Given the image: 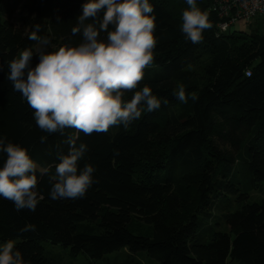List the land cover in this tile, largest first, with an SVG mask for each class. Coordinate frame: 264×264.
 I'll list each match as a JSON object with an SVG mask.
<instances>
[{"label": "trees", "instance_id": "1", "mask_svg": "<svg viewBox=\"0 0 264 264\" xmlns=\"http://www.w3.org/2000/svg\"><path fill=\"white\" fill-rule=\"evenodd\" d=\"M85 2L0 0V136L27 148L38 165H51L53 175L75 129L42 132L7 79L8 62L30 48L34 67L38 50L78 44L82 34L71 29ZM149 3L157 45L137 90L147 85L168 104L151 112L142 106L127 128L79 133L76 144L86 143L88 151L78 171L86 163L96 168L85 197L52 200L48 175L38 181L44 198L35 211H17L0 197V242L17 240L27 264H60L45 242L68 248L71 256L83 253L92 263L141 264L135 255L144 252L154 264H264V198L248 195L264 191V31H231L240 21L264 26V16L239 17L224 0H196L213 26L193 44L181 31L186 0ZM37 24L47 45L28 39ZM180 86L187 103L173 95ZM237 130L243 131L240 141ZM231 141L239 142L235 156L222 147ZM5 159L0 152V167ZM28 223L36 231L21 233ZM134 225L149 231L133 233Z\"/></svg>", "mask_w": 264, "mask_h": 264}, {"label": "clouds", "instance_id": "2", "mask_svg": "<svg viewBox=\"0 0 264 264\" xmlns=\"http://www.w3.org/2000/svg\"><path fill=\"white\" fill-rule=\"evenodd\" d=\"M186 3L189 8L182 13L181 31L193 44H200L204 31L213 25L196 0ZM153 13L149 0H86L71 29L74 36L82 34L78 44L38 50L39 62L34 67L30 48L8 62L7 79L33 110L37 127L48 134L62 135L66 129H75L65 141L69 151L59 155L54 175L51 165H38L27 148L0 136V152L6 153L0 167V197L11 201L17 211H35L44 198L37 185L45 175L49 176L52 200L85 197L96 182V168L86 163L78 171L88 151L86 143L77 146L79 133H107L120 125L127 128L141 117L145 110L142 106L151 112L161 103L168 104L167 98L157 97L147 85L137 90L145 69L154 61L157 38ZM89 19L92 22H86ZM39 30L40 25H35L28 39L47 45L49 41L38 35ZM129 92L134 95L127 100L125 94ZM173 95L182 103L189 98L183 86ZM191 99H197L195 93ZM45 140V136L40 137L41 143ZM20 231L34 232L36 225L25 224ZM16 245L15 239L0 243V264H27Z\"/></svg>", "mask_w": 264, "mask_h": 264}, {"label": "rangeland", "instance_id": "3", "mask_svg": "<svg viewBox=\"0 0 264 264\" xmlns=\"http://www.w3.org/2000/svg\"><path fill=\"white\" fill-rule=\"evenodd\" d=\"M255 20H252L250 24H247L245 22H238L236 24H234L231 28V31H236L237 33L240 32H249L251 31L252 28H254L255 26L258 27L259 31L262 32L264 31V26H262V24H256L254 23ZM239 131V130H237ZM235 132V134L237 135L238 141L242 140L243 136H240L243 131H239V132ZM238 141H231L228 143H225L223 149L228 150V153L231 154L232 156H235V154H237V152L240 151V146H239V142ZM250 200H259L260 198H264V191L259 192L256 189H252L249 191L248 193ZM131 232L133 233H139V234H144V233H148L149 229L147 227V225H145L142 228L141 226H131L130 227ZM3 243V242H0ZM46 249L47 251L52 248L55 252L59 253L58 259L60 261V264H107V262L105 260H99L96 263H92L91 261L88 260V258L83 254V253H79L76 256H71V254L69 253L68 248L62 247L60 245H51L49 243H46ZM115 253L109 254L108 256L110 258H112V256H114ZM119 257L123 256V251L121 253L118 254ZM136 258L141 262V264H154V260L150 259L146 253L144 252H137L136 253Z\"/></svg>", "mask_w": 264, "mask_h": 264}, {"label": "built area", "instance_id": "4", "mask_svg": "<svg viewBox=\"0 0 264 264\" xmlns=\"http://www.w3.org/2000/svg\"><path fill=\"white\" fill-rule=\"evenodd\" d=\"M227 6L235 9V15L249 18L257 13L264 16V0H224ZM224 28L225 24H221Z\"/></svg>", "mask_w": 264, "mask_h": 264}]
</instances>
